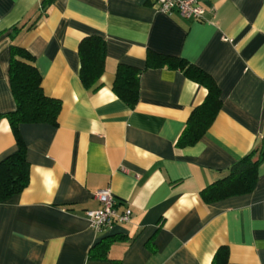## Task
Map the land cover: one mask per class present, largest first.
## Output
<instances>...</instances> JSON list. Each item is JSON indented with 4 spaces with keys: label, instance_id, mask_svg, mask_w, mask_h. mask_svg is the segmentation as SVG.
Instances as JSON below:
<instances>
[{
    "label": "crops",
    "instance_id": "crops-1",
    "mask_svg": "<svg viewBox=\"0 0 264 264\" xmlns=\"http://www.w3.org/2000/svg\"><path fill=\"white\" fill-rule=\"evenodd\" d=\"M0 0V160L16 149L3 114L13 111L11 45L33 58L46 96L60 101L57 124L19 125L28 183L0 202V264H105L88 251L117 235L118 264H264V158L253 189L211 203L199 192L238 159L264 152V0H198V21L156 10L153 0ZM105 41L100 87L84 88L78 44ZM179 57L208 73L220 109L195 143L175 142L206 89L181 71L145 67L148 54ZM118 64L139 68L138 99L111 90ZM108 188L125 223L95 231L86 209ZM122 236V237H121Z\"/></svg>",
    "mask_w": 264,
    "mask_h": 264
},
{
    "label": "trees",
    "instance_id": "trees-1",
    "mask_svg": "<svg viewBox=\"0 0 264 264\" xmlns=\"http://www.w3.org/2000/svg\"><path fill=\"white\" fill-rule=\"evenodd\" d=\"M49 1L43 0L42 8L45 9ZM105 48V41L97 35L83 37L78 44V75L87 90L95 91L101 85L100 76L104 72ZM32 61V56L24 48L11 45L8 77L15 108L3 116L10 125L16 149L0 160V202L20 193L28 183L29 163L26 160V146L20 135L19 125L57 124L60 101L44 94L41 76ZM145 67L179 70L188 79L206 89L203 100L192 108L175 145L181 148L198 141L206 133L220 109V89L214 79L201 68L174 56L150 53L146 58ZM140 71L139 68L125 64H118L115 69L111 90L129 108H133L138 99ZM262 158L264 152L256 160H251L249 154L238 159L231 165L226 176L200 190L201 200L204 203H211L250 192L255 185L257 164ZM118 237L105 236L94 243L88 251V260L118 264L116 260L107 256L109 244ZM227 254V248L220 247L214 254L212 264H226Z\"/></svg>",
    "mask_w": 264,
    "mask_h": 264
},
{
    "label": "built area",
    "instance_id": "built-area-1",
    "mask_svg": "<svg viewBox=\"0 0 264 264\" xmlns=\"http://www.w3.org/2000/svg\"><path fill=\"white\" fill-rule=\"evenodd\" d=\"M157 11L164 14L177 13L179 16L198 21L203 18L204 9L198 0H153ZM92 197L99 203L93 209H86L84 214L91 229L102 231L115 223L128 222L131 214L129 207L117 210V200L108 188L97 189Z\"/></svg>",
    "mask_w": 264,
    "mask_h": 264
}]
</instances>
